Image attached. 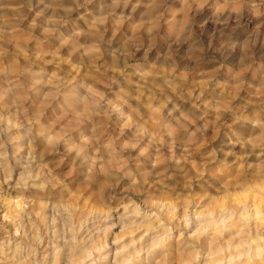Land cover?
Here are the masks:
<instances>
[{
	"label": "clouds",
	"instance_id": "obj_1",
	"mask_svg": "<svg viewBox=\"0 0 264 264\" xmlns=\"http://www.w3.org/2000/svg\"><path fill=\"white\" fill-rule=\"evenodd\" d=\"M0 264H264V0H0Z\"/></svg>",
	"mask_w": 264,
	"mask_h": 264
},
{
	"label": "rangeland",
	"instance_id": "obj_2",
	"mask_svg": "<svg viewBox=\"0 0 264 264\" xmlns=\"http://www.w3.org/2000/svg\"><path fill=\"white\" fill-rule=\"evenodd\" d=\"M255 195H256V196H259V193H256Z\"/></svg>",
	"mask_w": 264,
	"mask_h": 264
}]
</instances>
